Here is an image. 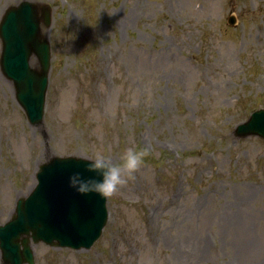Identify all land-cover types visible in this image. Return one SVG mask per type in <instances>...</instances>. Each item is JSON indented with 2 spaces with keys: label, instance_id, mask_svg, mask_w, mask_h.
Listing matches in <instances>:
<instances>
[{
  "label": "rangeland",
  "instance_id": "1",
  "mask_svg": "<svg viewBox=\"0 0 264 264\" xmlns=\"http://www.w3.org/2000/svg\"><path fill=\"white\" fill-rule=\"evenodd\" d=\"M27 1L52 8L51 69L39 125L0 69V225L52 157L148 151L94 245L35 264H264V139L235 133L264 109V0Z\"/></svg>",
  "mask_w": 264,
  "mask_h": 264
},
{
  "label": "water",
  "instance_id": "2",
  "mask_svg": "<svg viewBox=\"0 0 264 264\" xmlns=\"http://www.w3.org/2000/svg\"><path fill=\"white\" fill-rule=\"evenodd\" d=\"M40 7L44 8L42 16H39ZM229 21L233 24L235 18ZM51 22L49 5L27 0L9 6L0 22V68L12 81L16 99L32 125L43 122L51 46L41 25L49 27ZM32 55L38 58L39 69L31 67ZM236 135L264 138V109L239 125ZM85 160L77 156H54L39 165L35 187L27 197L17 200L11 219L0 225L4 264H35L32 243L80 250L89 249L100 237L108 216L107 198L95 194L81 196L68 184L72 173L83 171Z\"/></svg>",
  "mask_w": 264,
  "mask_h": 264
},
{
  "label": "clouds",
  "instance_id": "3",
  "mask_svg": "<svg viewBox=\"0 0 264 264\" xmlns=\"http://www.w3.org/2000/svg\"><path fill=\"white\" fill-rule=\"evenodd\" d=\"M147 155V149L128 146L121 153L120 162L113 163L109 155L94 151L87 156L83 171L69 176V187L81 196L110 197L143 167Z\"/></svg>",
  "mask_w": 264,
  "mask_h": 264
}]
</instances>
